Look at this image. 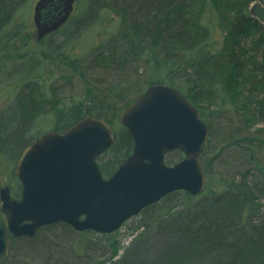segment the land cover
<instances>
[{"label": "trees", "instance_id": "16d2710c", "mask_svg": "<svg viewBox=\"0 0 264 264\" xmlns=\"http://www.w3.org/2000/svg\"><path fill=\"white\" fill-rule=\"evenodd\" d=\"M88 1L95 18L91 23L78 31L76 17L73 26L67 23L57 31L64 38L62 56V50L98 22L99 14L109 11L118 17L111 20L117 30L109 32L96 51L77 52L72 60L89 95L88 104L72 96L67 101L71 106L66 105L63 79L61 99L60 88L54 84L47 97L37 68L23 70L16 93L0 106V181L7 180L2 184L10 187L13 198H20L18 160L27 146L49 132L36 133L39 124L47 123L48 114L54 115L52 129L59 133L91 117L113 127L114 144L97 158L102 174L110 178L134 147L130 133L119 122L120 114L150 86H172L201 112L208 127L201 158L207 177L221 158L229 174L241 164L248 167L241 179L227 175L222 191H209L206 186L197 197L178 191L148 206L140 213L145 226L124 254L98 264H264V180H251L253 171L264 175L258 158L264 150V127L255 131L252 127L264 125V25L250 12L252 4L264 5V0ZM25 2L0 0V36ZM29 42L26 39L23 45ZM13 44L8 39L0 45V78L9 73L17 54V62H24L21 48L16 55L10 56L11 50L5 53ZM183 158L175 151L166 156V163ZM181 197L186 204L176 210ZM59 226L65 235L74 232L71 226L57 223L41 228L34 238L11 237V252L0 264L16 260L21 252L39 257L43 264H66L60 240L46 241L48 232ZM83 248L87 260L101 257L94 254L101 249L90 240Z\"/></svg>", "mask_w": 264, "mask_h": 264}, {"label": "water", "instance_id": "95a60500", "mask_svg": "<svg viewBox=\"0 0 264 264\" xmlns=\"http://www.w3.org/2000/svg\"><path fill=\"white\" fill-rule=\"evenodd\" d=\"M77 0H38L33 20L37 40L65 26ZM251 15L264 25V5ZM134 147L116 172L105 178L97 158L112 147L113 127L87 118L64 133L50 131L22 152L16 175L21 197L0 182V260L11 252V237L34 238L46 226L64 223L78 232L111 234L167 195H201L207 185L201 163L209 130L201 112L177 88L150 86L119 117ZM184 158L166 163L169 153Z\"/></svg>", "mask_w": 264, "mask_h": 264}, {"label": "rangeland", "instance_id": "374dc122", "mask_svg": "<svg viewBox=\"0 0 264 264\" xmlns=\"http://www.w3.org/2000/svg\"><path fill=\"white\" fill-rule=\"evenodd\" d=\"M37 1L38 0H26L23 7H21L19 9V12H17V16L13 20L11 26L0 36V45L1 43L8 41V39H12L15 44L8 47L7 52H5L6 54L8 53V50H11L12 52L10 56L16 55L19 48H21L22 52L19 50L20 54H23L24 56V62L20 63V61L17 62L18 60H20L18 59L20 55L17 54L15 59L17 61L14 62L15 64L9 69V73L4 74L0 78V106L4 105L6 101L13 97V95L16 93L18 83L22 79L20 76H22L23 70L29 69L32 66L37 68L35 70V73H39L42 75L44 94L47 97L50 96L49 91L51 89V86L54 84L58 86V88H60L59 96L61 99V79H63L62 83H64V88L62 91V97L66 98V105H68L69 107L71 106L67 101H69V98L72 96H74L75 99H81L83 103L85 102L84 105H87L88 101H86V97H88L89 95L85 93L87 92L85 90V85L79 82V75L74 70L75 67H73L72 60L75 58L77 52L88 55L96 51L101 43L109 37L110 33L113 34V31L117 30L113 28V23L111 22V20L117 21L116 19H118V17L114 13L109 11V14L107 12L104 13V15L107 14L108 16L99 14L100 17L98 18V22L95 25H92L89 29L84 30L81 35L68 46L67 49L62 50L63 53L61 56V41L64 39L61 31L53 34L48 38H45L41 42L37 40V31L33 20L34 7ZM92 14V3H90L89 1L87 2V0H77L75 4V11L70 21L68 22L69 26H73L72 23L77 17L76 29L78 31L83 30V28H85L95 19L94 17H92ZM17 36L19 37L16 38ZM26 39L30 41L29 46L23 45V41ZM123 42L124 44H126V41H122L121 44H123ZM88 92H90V89H88ZM90 93L92 95V90ZM93 95L95 96V93H93ZM231 108V105H229L226 109L230 110ZM45 120L47 123L39 124L36 133H41L45 130L49 132L54 131L52 129L55 121L54 115L48 114ZM252 127L255 131L263 128L264 125L256 124L252 125ZM258 158L262 163V166L260 164V168L262 169L264 166V150L260 152V156ZM221 159H217L218 161L214 162L209 171V176L207 177V190L209 191L214 190L216 192H219L224 190L226 183L223 180L226 179L225 177H227L228 179L227 175H231L233 177L241 179L240 174L243 173L245 167H248V165L241 164L229 174L225 166L227 163L225 161H222ZM167 164L174 165L169 164L168 162ZM252 173L254 174V176L251 180H256L257 182H262L264 180V175L260 174V172L253 171ZM6 181L7 180L3 177L0 182L5 183ZM181 198V203L175 205L176 210L181 208V204L185 203L184 197ZM262 204H264V202ZM261 212H264V207H262ZM144 221L145 220L143 215L139 214L138 216L132 217L127 222H125L118 231L108 235L98 234L94 232V234L85 236L83 232H78L76 230H74V232L69 235H65L64 230L59 226L53 228L50 232H48V235H46V241L51 240V238L52 240L54 238L60 240V242L58 243V247L60 249L62 248L63 257L66 258L62 263L98 264L101 261H106L107 263H109L123 255L124 252L130 247L133 239L142 230L141 228L145 226ZM86 239L90 240L92 244L96 246V248L101 249L100 251H94V254L96 253V255L99 254L101 256L100 258H95L93 261L91 259L87 260L83 248ZM59 256H61V252ZM5 264L43 263L41 262L39 257H32L30 255L27 256L26 254L21 252L20 256L16 260L7 262Z\"/></svg>", "mask_w": 264, "mask_h": 264}, {"label": "flooded vegetation", "instance_id": "af4514ba", "mask_svg": "<svg viewBox=\"0 0 264 264\" xmlns=\"http://www.w3.org/2000/svg\"><path fill=\"white\" fill-rule=\"evenodd\" d=\"M60 29H61V28H60ZM60 29H59V30H60ZM56 32H57V31H56ZM56 32H54V33H52V34L46 36L45 38H48V37L52 36V35L55 34ZM45 38H44V39H45Z\"/></svg>", "mask_w": 264, "mask_h": 264}]
</instances>
